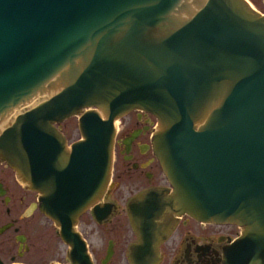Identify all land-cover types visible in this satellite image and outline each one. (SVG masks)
I'll return each mask as SVG.
<instances>
[{
	"label": "water",
	"instance_id": "1",
	"mask_svg": "<svg viewBox=\"0 0 264 264\" xmlns=\"http://www.w3.org/2000/svg\"><path fill=\"white\" fill-rule=\"evenodd\" d=\"M135 109L170 188L129 199V263L157 264L185 214L240 235L187 234L173 264H264V0H0V161L41 192L70 264H93L75 224L112 215L93 204Z\"/></svg>",
	"mask_w": 264,
	"mask_h": 264
},
{
	"label": "flooded vegetation",
	"instance_id": "2",
	"mask_svg": "<svg viewBox=\"0 0 264 264\" xmlns=\"http://www.w3.org/2000/svg\"><path fill=\"white\" fill-rule=\"evenodd\" d=\"M156 125L154 116L138 109L117 120L109 184L100 202L93 204H112V215L107 222L99 223L92 217L90 206L80 214L75 224L87 251L90 245L81 229L84 216L88 215L95 225H103L120 214V218H125L129 225L130 235L124 240L120 252L125 262L130 264L128 247L130 243L137 244L138 237L128 220L126 206L129 199L145 193L148 188H170L152 148L151 131ZM40 195L41 192L29 188L12 168L0 161V264H70L68 244L58 236L54 222L39 209ZM122 224L123 221L119 226ZM114 231L120 234V229L115 228ZM187 234L194 237L195 243L220 247L224 240L214 242L216 235L233 239L240 235V229L233 224L202 223L183 214L176 218L164 240L157 245V264H173L182 257L181 248ZM105 242L99 264L106 257L105 264H109L117 252L114 239L109 237Z\"/></svg>",
	"mask_w": 264,
	"mask_h": 264
},
{
	"label": "rangeland",
	"instance_id": "3",
	"mask_svg": "<svg viewBox=\"0 0 264 264\" xmlns=\"http://www.w3.org/2000/svg\"><path fill=\"white\" fill-rule=\"evenodd\" d=\"M118 198V197H117ZM118 200V199H117ZM119 203H122L121 200H118ZM120 214L116 215L110 223H106L103 225H95L89 219L88 215H85L81 223V229L84 231L82 235L86 238L87 242L89 243L90 247H88V251L90 253V257L94 264H99V259L103 255V250L105 247V241L107 238L111 237L116 241L117 245V252L109 264H127L123 257L121 256V247L122 244L125 242V239H129V225L125 218H120ZM122 217V216H121ZM123 221V226H119ZM84 224V225H83ZM83 225V226H82ZM80 228V227H79ZM84 228V230H83ZM115 228L120 229V234H116L114 231Z\"/></svg>",
	"mask_w": 264,
	"mask_h": 264
},
{
	"label": "bare ground",
	"instance_id": "4",
	"mask_svg": "<svg viewBox=\"0 0 264 264\" xmlns=\"http://www.w3.org/2000/svg\"><path fill=\"white\" fill-rule=\"evenodd\" d=\"M117 124V120L115 121V123H114V125H116ZM116 127V126H115ZM115 130H116V128H115Z\"/></svg>",
	"mask_w": 264,
	"mask_h": 264
}]
</instances>
